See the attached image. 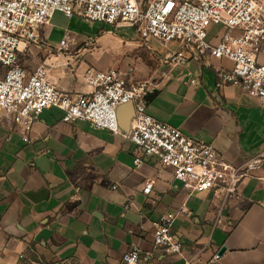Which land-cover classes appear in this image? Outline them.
Masks as SVG:
<instances>
[{
	"label": "crops",
	"instance_id": "crops-1",
	"mask_svg": "<svg viewBox=\"0 0 264 264\" xmlns=\"http://www.w3.org/2000/svg\"><path fill=\"white\" fill-rule=\"evenodd\" d=\"M66 20L56 12L44 28L51 50L59 46H50L52 26ZM49 50H36L25 70L31 73L43 61L58 89L88 93L83 69L74 74V85L60 80L63 58ZM258 62L264 64V45ZM148 67L137 79L157 86L149 115L212 145L233 165L261 159L238 197L190 194L156 157L138 153L124 136L127 129L115 135L84 121L66 124L56 109L46 110L30 132L3 118L0 264H120L129 251L153 252L151 264H264V101L238 86L216 87V70L232 67L226 60L188 56L183 65ZM139 156L143 165L135 168ZM148 180L154 181L149 196L142 192ZM167 213L177 214L173 232L180 253L153 248L154 224Z\"/></svg>",
	"mask_w": 264,
	"mask_h": 264
},
{
	"label": "built area",
	"instance_id": "built-area-1",
	"mask_svg": "<svg viewBox=\"0 0 264 264\" xmlns=\"http://www.w3.org/2000/svg\"><path fill=\"white\" fill-rule=\"evenodd\" d=\"M56 12L92 25L133 27L144 44L176 42L177 51L161 58L165 66L183 65L188 56L226 60L232 67L216 70V87L238 86L249 97L264 101V64L258 62L264 45V0H0V122L9 118L30 132L46 110L56 109L66 124L84 121L94 129L121 135L118 109L132 103L134 116L124 136L140 155L156 157L190 194L237 198L240 185L260 167L261 159L233 165L212 145L149 115L147 105L157 86L146 78L136 81L133 68L89 70L84 83L90 91L79 94L53 85L45 62L31 73L25 70L21 58L29 47L51 51L44 28ZM218 25L223 34L214 36L213 43L209 32ZM74 43V36L65 33L56 51H66ZM133 163L140 168L143 160L139 156ZM153 184V180L145 182L144 195H150ZM176 217L167 213L154 224V250L182 251L173 232ZM152 259L153 252L129 251L120 264H151Z\"/></svg>",
	"mask_w": 264,
	"mask_h": 264
},
{
	"label": "rangeland",
	"instance_id": "rangeland-1",
	"mask_svg": "<svg viewBox=\"0 0 264 264\" xmlns=\"http://www.w3.org/2000/svg\"><path fill=\"white\" fill-rule=\"evenodd\" d=\"M66 22L60 21L57 25L52 26L49 34L50 46L53 48L56 47L62 35L65 32H69L71 35H75L78 40L75 50L74 46H72L61 53L55 50L47 53L48 55L57 57L61 54V58L63 59L57 66L62 74L60 80L71 83L72 85H74V74L80 68L83 69L82 73L85 76L89 70L108 68L123 70L131 67L133 68L131 75L137 81L139 80L137 76H141L147 70L148 66L154 67L162 65L161 58L163 59L178 49L176 42H172L167 46H161L152 40L144 44L133 27L112 29L100 25L88 24L77 18L66 20ZM222 34L223 27L221 25L215 26L209 32L208 40L215 42L217 39L214 36L217 35L220 37ZM87 37L88 39L81 41ZM145 45L150 48L151 52L146 51ZM36 50L40 51L38 48L29 47V51L25 52V56L21 58L23 65L25 62L28 63L29 60L31 61L36 55ZM42 50L45 51L44 48ZM43 54L45 55L46 52H43Z\"/></svg>",
	"mask_w": 264,
	"mask_h": 264
},
{
	"label": "water",
	"instance_id": "water-1",
	"mask_svg": "<svg viewBox=\"0 0 264 264\" xmlns=\"http://www.w3.org/2000/svg\"><path fill=\"white\" fill-rule=\"evenodd\" d=\"M133 116H134V106L132 103H128L126 105L121 106L118 109V117L121 128H123L124 130L126 129L128 130ZM225 250L226 248L222 247L218 252V256H222Z\"/></svg>",
	"mask_w": 264,
	"mask_h": 264
},
{
	"label": "trees",
	"instance_id": "trees-1",
	"mask_svg": "<svg viewBox=\"0 0 264 264\" xmlns=\"http://www.w3.org/2000/svg\"><path fill=\"white\" fill-rule=\"evenodd\" d=\"M107 31V29H105ZM147 51V50H146Z\"/></svg>",
	"mask_w": 264,
	"mask_h": 264
}]
</instances>
